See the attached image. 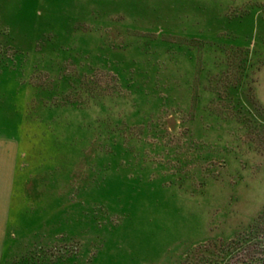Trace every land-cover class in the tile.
<instances>
[{
	"label": "rangeland",
	"instance_id": "obj_1",
	"mask_svg": "<svg viewBox=\"0 0 264 264\" xmlns=\"http://www.w3.org/2000/svg\"><path fill=\"white\" fill-rule=\"evenodd\" d=\"M0 2V264H264V0Z\"/></svg>",
	"mask_w": 264,
	"mask_h": 264
},
{
	"label": "crops",
	"instance_id": "obj_2",
	"mask_svg": "<svg viewBox=\"0 0 264 264\" xmlns=\"http://www.w3.org/2000/svg\"><path fill=\"white\" fill-rule=\"evenodd\" d=\"M17 152L18 145L14 139L0 136V252L4 245V229L13 194Z\"/></svg>",
	"mask_w": 264,
	"mask_h": 264
},
{
	"label": "trees",
	"instance_id": "obj_3",
	"mask_svg": "<svg viewBox=\"0 0 264 264\" xmlns=\"http://www.w3.org/2000/svg\"><path fill=\"white\" fill-rule=\"evenodd\" d=\"M1 4H2V3L0 2V5H1ZM260 219L264 220V212L261 214ZM258 245H260V244H259V243H255L254 247H257ZM258 247H259V246H258Z\"/></svg>",
	"mask_w": 264,
	"mask_h": 264
}]
</instances>
